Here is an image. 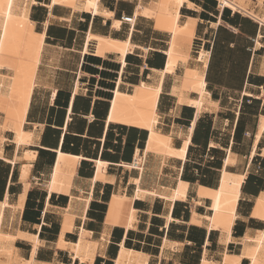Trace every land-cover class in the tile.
Wrapping results in <instances>:
<instances>
[{
	"label": "bare ground",
	"instance_id": "1",
	"mask_svg": "<svg viewBox=\"0 0 264 264\" xmlns=\"http://www.w3.org/2000/svg\"><path fill=\"white\" fill-rule=\"evenodd\" d=\"M131 1L132 7H125L130 9V15L117 17V11L108 8L109 0H0V160L10 167L18 166L21 185L15 197L5 191L0 199V264H63L56 257L39 256L38 251L45 243L39 238L41 224L31 232L21 222L32 183H40L46 193L42 214L51 208L47 202L50 197L68 198L58 209L60 228L49 247L55 254L67 253L69 264H94L98 255H105L114 228L122 229L123 237L118 240L112 264H161L170 258L175 264L183 262L179 253L186 243L184 240H173L168 234L158 241L151 239L152 244L137 240L143 226L141 219L152 218L156 202L161 203V213L157 215L162 219L163 229L179 221L172 215L175 206L189 203L186 222L204 228L207 234H216L215 248L212 249L209 240L205 241L198 264H264V188L254 196L250 216H243L238 206L244 197L242 185L248 168L243 174L234 171L237 157L232 148L223 149L225 154L215 186L198 180L191 182L182 176L196 119L204 112L216 113L219 108V103L211 99L205 78L210 53L200 48L193 50L197 20L187 18L180 24L181 7L193 5L188 0ZM217 2L220 10L228 8L264 25V0ZM34 5L46 9L47 19L41 29L32 17ZM86 14L89 15L87 29L83 34L78 33L67 55L62 56L60 48L46 42L50 18L76 26ZM126 18L129 20L124 22ZM150 23L166 36L165 58L163 67H150L144 73L147 66L144 59L152 48L144 44L145 36L139 35L137 28ZM260 38L256 37L254 48L260 47ZM136 52L145 63L137 66L128 63V55ZM86 54L118 64L105 127L115 124L145 131L143 147L134 149L130 162L113 166L102 157L88 158L93 167L90 179L77 176L81 155L57 147L52 165L41 169L39 181L32 175L38 152L31 146L38 144L43 124L28 121L33 95L37 91L36 101H41L48 91L52 103L57 93L56 67ZM260 64L264 72V56ZM132 71L137 75L130 76ZM82 76L75 71L72 96L85 92ZM61 79L65 80V76ZM71 100L66 120L72 111ZM184 106L194 112L186 127L175 120ZM65 129L64 126L63 132ZM263 135L264 114H260L249 161ZM209 143L212 147L219 146L214 141ZM10 145L11 152L7 150ZM259 153L264 156V150ZM110 166L121 169V174L127 173L125 184L122 176L117 178L116 173H109ZM106 184L115 188L106 202L101 227L95 232L85 226L86 213L94 191ZM238 220L244 221L246 228L235 237L233 230ZM74 233L76 237L72 239ZM128 235L133 238L126 240ZM18 244L27 245L28 251Z\"/></svg>",
	"mask_w": 264,
	"mask_h": 264
},
{
	"label": "crops",
	"instance_id": "2",
	"mask_svg": "<svg viewBox=\"0 0 264 264\" xmlns=\"http://www.w3.org/2000/svg\"><path fill=\"white\" fill-rule=\"evenodd\" d=\"M121 2L132 3L131 0H109L108 8L116 10L118 14ZM188 2L193 7L189 8L187 5L181 7L180 24L187 18L197 20L193 50L196 52L200 48L210 53L205 78L208 85L207 89L211 93V99L219 103V108L216 113L204 112L196 119L192 143L187 155L188 159L183 167V178L191 182L197 180L195 177L199 176V166L203 165L200 161L193 160L194 157L205 155L212 161L215 157L212 156L211 151H224L223 149L226 147H231L237 157V163L233 167L234 171L243 174L246 173V168H248L242 185L244 197L239 202L238 211L240 209L243 216H250L249 211L253 198L264 188V156L259 153V151L264 150V135L257 145L256 154L250 161L248 159L253 146L258 116L264 114V72L260 64L264 56V25H260L249 17L233 12L228 8L220 10L217 0H188ZM46 19L47 14L43 21ZM35 21L38 23L37 20ZM88 22L89 16L87 14L84 15V19H80L76 26H69L52 17L48 22L46 42L60 48L63 52L62 56H65L73 49L78 33L82 34L86 30ZM138 28H140V35L145 36L144 44L151 45L152 49L150 48L151 50L144 59L146 63L142 62L139 54L137 65L140 62L147 65L144 73L150 67L160 69L163 67L165 58L163 54L166 44L165 34L155 29L151 23L147 24L146 27L138 26ZM257 36H261L260 47L254 48ZM106 61L108 63H105ZM106 61L86 54L81 59L76 58L72 63L58 65L55 71L57 93L52 103L48 100V91L43 100L36 101L37 91H35L28 121L31 122L30 124L34 122L43 124L38 144L31 146L32 150L36 149L35 151L38 152L37 160L34 161L32 166V175L39 181H41L39 176L41 169L43 167L50 168L52 165L55 157L54 151L57 147L81 155V161L77 167V176L90 179L93 174V167L88 158L102 157L113 166L118 162L130 161L134 149L143 146L146 136L145 131L115 124L105 127L108 100L111 97V90L114 87L118 70L117 63L111 60ZM77 70L83 74L80 81L81 84L85 85V92L76 93L72 96V83ZM61 71L69 72L71 80L68 79L69 76L66 73ZM135 73L131 72L130 76ZM61 76H65V80L61 79ZM261 92H263L262 95H260ZM70 100L72 101V111L70 117L66 120V109L70 104ZM192 111L188 107H181L175 116L176 122L179 120L178 124L185 127L189 125L194 118V112L192 113ZM90 117H92V120ZM64 126L66 129L63 132ZM210 141L218 143L219 148L210 146ZM38 163L40 164L38 165ZM6 165V170H0V199L5 191L15 197L21 190L20 187L18 192H13V187L16 184L20 185L18 175L17 178H14L15 167H10L7 163ZM111 166L109 167V173H116L117 178L122 176L123 180L126 179L127 173L121 174L119 168L118 170ZM188 167H191L190 170H188ZM187 171L191 175L187 174ZM202 178H205V176L202 175ZM34 185L41 186L40 183H32L20 217L21 222L25 223L24 225L31 232H35V226L41 224L39 238L45 243L38 253L39 256H47L43 251L51 249L49 246L56 240L60 228L58 209L65 205L68 198L63 195L50 197L47 202L51 208L46 210L45 214H42L46 204V193L43 187L39 189ZM109 185H103L94 191V198H92L86 213L85 226L87 225L88 229L95 232L98 231L95 223L97 221L102 222L106 202L111 194L108 195L105 189ZM243 204L246 205L245 208H243ZM155 208H152V216H158L154 212ZM172 215L178 218L179 221L171 223L166 229H163L161 224L159 229L162 233L161 236L168 234L167 237H172L173 240L186 241L182 248L190 247L191 255L197 252L192 250L193 248L197 250V246H201L202 249L204 242L207 240H209L208 242L212 247L216 244V240H212V234H207L204 228L186 222L189 216L184 211L179 212L174 208ZM78 223L77 221V225ZM173 224L180 226L183 231L174 232L172 229ZM150 225L152 226V224ZM240 225L242 226L241 229L238 227ZM245 228L246 223L238 220L233 230L234 236L242 235ZM110 235L105 255H98L94 264L112 262L111 255L114 256L115 251H117V243L123 237V230L114 228ZM129 237L130 235L126 236L125 239L128 240ZM113 249L114 251H112ZM41 252L44 254H41ZM169 263L174 264L172 258L163 261L161 264ZM193 264H196V256Z\"/></svg>",
	"mask_w": 264,
	"mask_h": 264
},
{
	"label": "rangeland",
	"instance_id": "3",
	"mask_svg": "<svg viewBox=\"0 0 264 264\" xmlns=\"http://www.w3.org/2000/svg\"><path fill=\"white\" fill-rule=\"evenodd\" d=\"M120 11L119 13L117 14V17H122L123 14L129 16L130 15V9L126 8V6H130L132 7L133 3H123L121 2L120 4ZM124 9V10H123ZM46 9L45 7L43 6H40V5H35L33 6V9H32V17L38 21L37 23V28L38 29H41V26H42V22H43V19L45 18L46 16ZM89 16V15H88ZM89 23V22H88ZM125 26V25H124ZM87 29V28H86ZM125 30H123L124 32ZM139 31H140V28H138V34H139ZM83 34V33H82ZM140 35V34H139ZM49 42V41H48ZM139 52H136L133 56H131L132 58H130V61H134V62H138V59H139ZM106 61V60H105ZM105 63H108L107 61ZM61 72H64V71H61ZM133 72V71H132ZM66 73L69 78L71 80V74L69 72H64ZM136 78V77H135ZM145 133V132H144ZM146 137V136H145ZM11 149H12V146L10 145L9 147H7V150H9L11 152ZM134 152V151H133ZM212 153V156H214V160L210 161L209 158L205 157V155H203L202 157H194L193 160H198L200 161V163H202L203 166H199V172H198V175L199 176H196L195 178L201 182H209L208 184H211V185H216L217 183V179H218V174H219V169L221 167V164H222V159L224 157V154H225V151H220V150H213L211 151ZM197 155H199L198 152H196ZM132 156H133V153H132ZM132 159V158H131ZM191 167H188V170H190ZM6 170L7 169V165L5 162L1 161L0 160V170ZM121 170V169H120ZM187 174H190L189 171H187ZM17 175H18V166L15 167V173H14V178H17ZM191 175V174H190ZM202 175L205 176V178H202ZM127 176V174H126ZM128 177V176H127ZM126 177V179H127ZM126 179L123 180L122 178V183L125 184L126 182ZM17 180V179H15ZM36 186L37 188L39 189H42V186H38V185H34ZM20 185H15L13 187V192H18L20 190ZM114 186H106L105 189L107 190V194L109 195L110 193H112L114 191ZM250 205V204H249ZM155 210L154 212L155 213H161V203L160 202H156V205H155ZM176 209L181 212V211H184L186 213L187 216H189V211H190V204L189 203H185V204H177L176 206ZM199 212H204L203 209H198ZM145 221V222H144ZM141 222L143 223V226L140 227V229L142 231L138 232L137 234V240L139 241H144L146 240V243H150L152 244V242H150L151 239L153 238H156L157 241L160 240V237H161V231L159 230L161 228V224H162V219L159 217V216H152V219L150 220H146V219H141ZM151 222V223H150ZM152 224V226L150 225ZM146 225V227H145ZM149 225L151 228L149 229V227L147 226ZM95 226L97 229H99L101 227V221H97L95 223ZM148 227V228H147ZM239 229L242 228V226H238ZM172 229L174 232L176 231H183L182 228L180 226H177L175 224H173L172 226ZM244 230V229H243ZM151 233V234H150ZM154 234V235H153ZM158 234V235H157ZM72 235V239H75L76 235L75 233L74 234H71ZM70 235V236H71ZM212 240H215L216 239V234L215 233H212ZM130 238L132 239L133 237L130 235ZM20 247H22L23 249H25V251H28L29 247L25 244H18ZM157 245V244H155ZM215 246L212 247V249H214ZM231 249H233V247L231 246ZM194 251H197L196 254H192L191 255V248L190 247H186V248H182L181 251H180V255H181V259L183 262H181V264H193L194 262V257L196 256V264H198L199 262V257H200V253H201V246H197V250L196 249H192ZM114 251V249L112 250ZM49 258H53V257H56V259H58V261L62 262L63 264H69L70 263V260L67 256V253L65 252H60L58 253V255L56 256L54 254V251L53 249H45L43 251ZM43 252H41V254H44ZM115 254H116V251H115ZM114 254V256H115ZM113 254L111 255V258L113 259L114 258ZM174 262V261H173ZM246 262H244L245 264ZM98 264V263H97ZM106 264H112V262H107ZM171 264V263H169ZM175 264V262H174Z\"/></svg>",
	"mask_w": 264,
	"mask_h": 264
},
{
	"label": "flooded vegetation",
	"instance_id": "4",
	"mask_svg": "<svg viewBox=\"0 0 264 264\" xmlns=\"http://www.w3.org/2000/svg\"><path fill=\"white\" fill-rule=\"evenodd\" d=\"M131 56H133V55H130V56L128 55V58H127L128 63H129V64H133V63H134V64L137 65V62H132V61H130V58H132ZM138 57H139V56H138ZM193 132H194V130H193ZM192 137H193V134H192ZM131 160H132V159H131ZM131 160H130V161H131ZM182 176H183V171H182ZM137 203H138V202H137ZM176 206H177V205H176ZM176 206H175V208H176ZM173 217H174V216H173ZM174 218H175V217H174ZM175 219L179 220L178 218H175ZM128 240H131V238L129 237Z\"/></svg>",
	"mask_w": 264,
	"mask_h": 264
},
{
	"label": "built area",
	"instance_id": "5",
	"mask_svg": "<svg viewBox=\"0 0 264 264\" xmlns=\"http://www.w3.org/2000/svg\"><path fill=\"white\" fill-rule=\"evenodd\" d=\"M129 19L128 18H126V20H124V22H127Z\"/></svg>",
	"mask_w": 264,
	"mask_h": 264
},
{
	"label": "trees",
	"instance_id": "6",
	"mask_svg": "<svg viewBox=\"0 0 264 264\" xmlns=\"http://www.w3.org/2000/svg\"><path fill=\"white\" fill-rule=\"evenodd\" d=\"M90 58H93V57H90ZM110 99V98H109ZM143 147V146H142ZM142 147H140V148H142ZM128 162H130V161H128Z\"/></svg>",
	"mask_w": 264,
	"mask_h": 264
},
{
	"label": "snow or ice",
	"instance_id": "7",
	"mask_svg": "<svg viewBox=\"0 0 264 264\" xmlns=\"http://www.w3.org/2000/svg\"><path fill=\"white\" fill-rule=\"evenodd\" d=\"M11 5L9 4V7H10Z\"/></svg>",
	"mask_w": 264,
	"mask_h": 264
}]
</instances>
